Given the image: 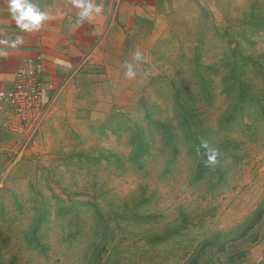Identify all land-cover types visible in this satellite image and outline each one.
<instances>
[{
    "label": "rangeland",
    "instance_id": "1",
    "mask_svg": "<svg viewBox=\"0 0 264 264\" xmlns=\"http://www.w3.org/2000/svg\"><path fill=\"white\" fill-rule=\"evenodd\" d=\"M161 29L0 120V264H264V0Z\"/></svg>",
    "mask_w": 264,
    "mask_h": 264
},
{
    "label": "crops",
    "instance_id": "2",
    "mask_svg": "<svg viewBox=\"0 0 264 264\" xmlns=\"http://www.w3.org/2000/svg\"><path fill=\"white\" fill-rule=\"evenodd\" d=\"M32 2L48 19L38 31L26 32L16 26L7 0H0V40L20 36L24 41L16 48L0 44V90L13 86L23 61L38 60L44 84L39 107L87 62L106 56L107 51L122 52L138 43H152L161 34L175 0H93L103 5L102 14L82 21L71 0ZM16 115L13 109L0 104V120L14 122L19 119Z\"/></svg>",
    "mask_w": 264,
    "mask_h": 264
},
{
    "label": "clouds",
    "instance_id": "3",
    "mask_svg": "<svg viewBox=\"0 0 264 264\" xmlns=\"http://www.w3.org/2000/svg\"><path fill=\"white\" fill-rule=\"evenodd\" d=\"M8 11L15 21L16 26L22 31L33 32L38 31L43 23L48 19V16L41 11L32 0H7ZM73 7L79 9L78 19L84 20L93 17L94 15H100L103 12L102 4H95L93 0H71ZM22 37L17 36L14 40H0V44L16 48L18 45L23 44ZM7 55V53H4ZM133 59L142 63L145 61L143 53L136 51L133 55ZM127 71L125 75L129 79L136 77V71L131 63L126 64ZM200 147L205 149L207 155V163L214 165L217 162L218 149L212 147L205 139L201 140Z\"/></svg>",
    "mask_w": 264,
    "mask_h": 264
},
{
    "label": "built area",
    "instance_id": "4",
    "mask_svg": "<svg viewBox=\"0 0 264 264\" xmlns=\"http://www.w3.org/2000/svg\"><path fill=\"white\" fill-rule=\"evenodd\" d=\"M43 89L41 62L25 60L19 65L13 86L8 90H0V104L13 109L26 121L34 120Z\"/></svg>",
    "mask_w": 264,
    "mask_h": 264
}]
</instances>
